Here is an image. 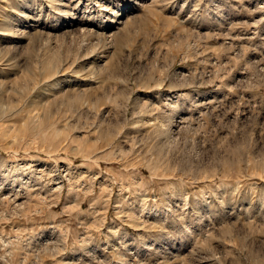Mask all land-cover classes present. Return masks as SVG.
I'll list each match as a JSON object with an SVG mask.
<instances>
[{
	"label": "rangeland",
	"instance_id": "1",
	"mask_svg": "<svg viewBox=\"0 0 264 264\" xmlns=\"http://www.w3.org/2000/svg\"><path fill=\"white\" fill-rule=\"evenodd\" d=\"M0 264H264V0H0Z\"/></svg>",
	"mask_w": 264,
	"mask_h": 264
}]
</instances>
